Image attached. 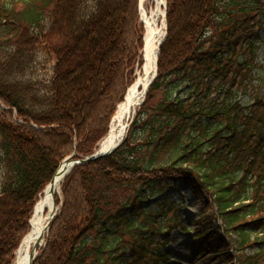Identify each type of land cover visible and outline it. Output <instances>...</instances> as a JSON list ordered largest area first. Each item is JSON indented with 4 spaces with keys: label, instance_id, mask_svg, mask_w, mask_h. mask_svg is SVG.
Wrapping results in <instances>:
<instances>
[{
    "label": "trees",
    "instance_id": "1",
    "mask_svg": "<svg viewBox=\"0 0 264 264\" xmlns=\"http://www.w3.org/2000/svg\"><path fill=\"white\" fill-rule=\"evenodd\" d=\"M263 11L264 0H167L158 75L137 117L114 153L65 178L33 264H163L179 204L149 202L182 182L210 196L198 236L223 246V264H264V97L244 56ZM46 17L63 43L44 84L28 74ZM143 33L139 0L0 1V264H13L61 161L94 153L108 133L143 63ZM216 221L235 235L232 254Z\"/></svg>",
    "mask_w": 264,
    "mask_h": 264
},
{
    "label": "rangeland",
    "instance_id": "2",
    "mask_svg": "<svg viewBox=\"0 0 264 264\" xmlns=\"http://www.w3.org/2000/svg\"><path fill=\"white\" fill-rule=\"evenodd\" d=\"M38 6L41 9L45 10L46 15L50 11L49 5L43 6L41 5V3H39ZM152 7H154L153 1H146V8L148 9V11H150ZM257 15L259 16L260 13L258 12ZM261 15V17L264 18V13H262ZM43 23L44 26L46 25V30L44 31V36H40V40L36 48L37 57L32 64V67L30 69L31 71L29 72L28 77L30 79H33L34 81H40L44 84H47L49 83L53 75V66L57 59L55 47L60 42L62 44L63 39L61 38V36L51 35L49 33L50 22L48 17H46ZM256 28L258 27L256 26ZM252 36H254L258 40L257 44L255 45L256 48L254 52L251 53V51H244V56L254 58L253 63L255 64V69L253 70V73H255V77L253 78L252 84L250 85V89L256 90L257 92H259V96L264 97V27L260 29L258 34H254ZM139 53L140 55L144 54L143 47L140 49ZM138 66L139 64L136 63L134 72L135 75H137V73L140 71L139 69L137 70ZM140 107L141 105L137 106L136 111L133 112V114L130 116V120L127 121L128 124H131V120L137 117V113ZM145 134L142 135L141 133V135L137 136V139L139 141H143V139H145L146 137ZM191 186V182H182L178 185L177 189H173L170 187L164 188L162 190H166L164 193L155 195L149 202L150 205H153L157 202L154 207L155 211H158L161 206L165 205L163 199L171 200V202L173 201V205L179 204V206L175 208V211H177L176 215L179 216L178 223L180 225L173 229L171 235L167 239V246L164 247L163 250L164 254L167 257V261L163 264H223L227 260L230 261L228 256L225 257L223 254L225 252V249L222 248L223 246L211 242L210 238L205 239V237L201 238L198 236L203 223V221L199 220V214L204 211H207V213L211 214L213 205L211 204L212 201L208 194H198L196 192H193ZM63 199L64 195L61 185L60 190L56 194V203L59 207L57 214L60 211ZM159 214L160 213L158 212L157 216L163 218V214ZM167 216L173 218L175 216L174 211L168 213ZM220 223L221 222L216 221L215 223L210 225L209 228H213L215 230V233L218 234L220 238H223L226 241L225 247H227L229 252L231 253L234 247L231 241L234 239L235 235L234 233L232 236L226 234L222 227V224ZM46 237L47 234L45 235V242L43 246L40 247L38 253H40L41 249L44 247L46 243ZM256 247L257 246H254V249H256ZM252 251L253 249H246L247 254H250ZM262 263H264V260Z\"/></svg>",
    "mask_w": 264,
    "mask_h": 264
},
{
    "label": "bare ground",
    "instance_id": "3",
    "mask_svg": "<svg viewBox=\"0 0 264 264\" xmlns=\"http://www.w3.org/2000/svg\"><path fill=\"white\" fill-rule=\"evenodd\" d=\"M146 1L148 0H141V17L145 26V64L142 72H139L138 79L129 87L124 100L119 103L112 117L109 133L100 143V147L103 149L112 148L124 136L127 130V120L144 98L145 91L156 69L158 46L165 36L166 22L163 8L166 0H152L154 7L150 11L146 8ZM71 166L70 161L62 162L53 182L54 191L47 186L35 205L29 231L20 243L13 264H27L43 246L48 230V221L55 211V195L60 190Z\"/></svg>",
    "mask_w": 264,
    "mask_h": 264
},
{
    "label": "water",
    "instance_id": "4",
    "mask_svg": "<svg viewBox=\"0 0 264 264\" xmlns=\"http://www.w3.org/2000/svg\"><path fill=\"white\" fill-rule=\"evenodd\" d=\"M142 7V4H141V0H140V8ZM166 13H167V9H166V4H165V16H166ZM166 35H167V31H166ZM166 35L165 37L160 41L159 43V50H158V54H157V58H156V69H155V73L151 79V82L147 88V90L149 89L152 81L156 78L157 74H158V58H159V54H160V46L162 44V42L164 41V39L166 38ZM145 49V47H144ZM146 90V92H147ZM128 126V124H127ZM124 140V137L121 138V140L115 145L113 146L112 148L110 149H103V148H99L95 153H93L92 155L90 156H87L85 158H81V159H75V155L77 153V150L75 149V151L68 157H66L63 161H70L71 163V168L69 169V171L67 172L66 176L73 170V168L76 166V165H79V164H83V163H88L90 161H93V160H97L99 158H102V157H105V156H108L110 155L111 153H113L123 142ZM62 161V162H63ZM62 162L60 163V165L62 164ZM60 167V166H59ZM58 172V170L56 171V173ZM56 173L54 174L50 184L48 185L51 190L54 191V188H53V182H54V179H55V176H56ZM57 210H58V206H57V203L55 201V211L51 214V217L48 221V230L50 229V224L51 222L53 221L54 217L56 216V213H57ZM38 254L33 256L32 259H30V261L27 263V264H32L34 262V260L37 258Z\"/></svg>",
    "mask_w": 264,
    "mask_h": 264
}]
</instances>
